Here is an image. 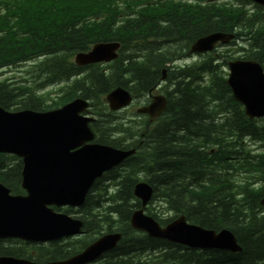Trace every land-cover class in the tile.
<instances>
[{
	"label": "trees",
	"instance_id": "obj_1",
	"mask_svg": "<svg viewBox=\"0 0 264 264\" xmlns=\"http://www.w3.org/2000/svg\"><path fill=\"white\" fill-rule=\"evenodd\" d=\"M247 4L0 0V71L29 65L26 77L0 80V107L45 112L80 97L89 101L96 118L90 125L96 142L137 149L94 182L79 209L62 210L79 215L87 233L83 240L45 245L0 241V256L59 261L81 252L102 233L120 232V242L97 264H264V215L258 214L262 208L257 205L264 189L254 186L264 176V119L248 120L233 100L223 71L232 59L228 51L190 65L177 63L197 38L232 32L235 41L230 44L239 45V58L254 60L264 69L262 9L255 6L251 11ZM108 41L121 44L117 60L106 67L74 65L76 53ZM162 70L167 107L157 123L147 128L138 122L137 129L125 120L117 123V113L108 111L104 95L122 87L135 99L146 97L161 83ZM57 85L55 92L42 91ZM133 136L135 141L123 144V138ZM246 139L258 143L263 153L252 154L241 143ZM233 171L244 174L245 184L231 183ZM140 172L152 187V201L158 199L167 212L183 214L202 228L229 230L241 252L190 249L131 229L130 216L139 208L133 187ZM0 183L12 195L23 193L20 159L0 154ZM151 210L145 209L160 225L173 219L159 218Z\"/></svg>",
	"mask_w": 264,
	"mask_h": 264
},
{
	"label": "water",
	"instance_id": "obj_2",
	"mask_svg": "<svg viewBox=\"0 0 264 264\" xmlns=\"http://www.w3.org/2000/svg\"><path fill=\"white\" fill-rule=\"evenodd\" d=\"M250 1L264 8V0ZM232 39L233 34L210 33L196 39L189 53L210 52L217 43L227 44ZM119 47L118 42L97 43L89 52L75 55L74 62L78 66L109 62L118 57ZM227 68L226 84L234 100L244 106L249 119L264 117V72L260 65L255 61L234 60L227 63ZM106 101L111 111H117L130 104L131 95L116 87L106 95ZM87 107V101L81 98L48 112H9L0 107V153L21 158V188L25 192L13 196L0 184V239L44 243L78 234L82 222L54 212L51 207L81 206L97 178L135 153L134 149L89 143L94 135L89 128L93 119L82 115ZM165 107V99L154 96L137 113L147 114L152 121ZM152 193L145 182L134 185L133 195L140 201V208L130 218L134 230L189 248L241 251L229 230L204 229L189 224L182 215L160 227L142 211ZM260 204L264 206V197ZM120 238L118 232L104 234L81 253L63 261L35 263L3 256L0 264H88L113 250Z\"/></svg>",
	"mask_w": 264,
	"mask_h": 264
},
{
	"label": "rangeland",
	"instance_id": "obj_3",
	"mask_svg": "<svg viewBox=\"0 0 264 264\" xmlns=\"http://www.w3.org/2000/svg\"><path fill=\"white\" fill-rule=\"evenodd\" d=\"M246 8L247 9H250L251 11H255V9H253V7L251 6V4L250 5H247ZM238 47H239V45H237V44H235V45H229L227 47H218L216 49V51L213 52L212 54L215 55V56H217V55L223 54L225 51H228L227 55H229L231 58H238V57H241V55H242V52L239 51V48ZM197 59H198V57H192V58H189L187 60V62L190 63V62L195 61ZM182 62H184V61H182ZM28 69H29V65H25V66H22L20 68L4 69V70L0 71V80H2L4 78H11V77L12 78L15 77V79L16 78H20V77H26L27 73L25 74V72L26 71L28 72ZM223 71L225 72V69H223ZM166 84H167V82H166ZM137 102L138 103H134L133 106L129 107L127 110L122 111L121 113H118L116 115L117 116L116 117L117 118L116 119L117 123H121V122H123L125 120V122L128 123L130 126H136L135 128L137 129V122H136V120H134L136 117H133V116H134V113H135V108L137 106H139V103L141 101L140 102L137 101ZM132 118H134V119L132 120ZM133 133H135V131ZM133 135L136 136L135 134H133ZM134 136L131 139H129V138H123V141H122L123 144L124 143H129V142H131V140H134ZM246 143L249 144V146H247V147H248L249 150L252 151V153L257 154V152H259V151H257V150H259L258 145H256L253 142H249V141H247ZM231 174H232L233 178L241 177V174H238L237 175V173H235L234 171ZM144 177H145V174L144 173H142V172L137 173V179L142 180ZM261 183H257V184H261ZM237 185H239V184H237ZM102 205H105V204H102ZM159 205H161V202L159 203L158 202V199H156V200L152 201V203L149 204L148 207L151 206L150 207L152 209L151 211L154 214L156 213L159 218L160 217L161 218H166V217L168 218V217L174 216V213L173 212H167V214L165 213L164 215H162L161 212H160L161 210H160V206ZM161 209H163V208H161ZM71 215L72 216H78V214H71ZM114 221H115V218H114ZM79 237L81 238V240H83L84 235L82 234V235H80L78 237H74L73 239L79 238ZM10 246H13V245H10Z\"/></svg>",
	"mask_w": 264,
	"mask_h": 264
},
{
	"label": "bare ground",
	"instance_id": "obj_4",
	"mask_svg": "<svg viewBox=\"0 0 264 264\" xmlns=\"http://www.w3.org/2000/svg\"><path fill=\"white\" fill-rule=\"evenodd\" d=\"M237 102V101H236ZM238 103V102H237ZM229 179H230V181H231V183L232 184H234V185H236L237 183H239V182H243L244 184H245V179H244V177H237V178H233V176H230L229 177ZM258 182L259 181H264V176H261L258 180H257ZM149 186H150V184L149 183H147ZM159 203H160V201H158ZM162 203V202H161ZM258 203H259V199L257 200V205H258ZM160 206V212H161V214L162 215H164L165 213L167 214V209H165V206L163 205V204H161V205H159ZM161 208H163V209H161ZM169 212H171V211H169ZM174 213V212H173ZM258 214H259V212H258ZM174 215H176V213H174ZM260 216L261 215H264V212L262 211V210H260V214H259ZM167 218V217H166ZM84 235V236H87V233H86V231H85V233H84V230H82L81 231V233H80V235Z\"/></svg>",
	"mask_w": 264,
	"mask_h": 264
},
{
	"label": "flooded vegetation",
	"instance_id": "obj_5",
	"mask_svg": "<svg viewBox=\"0 0 264 264\" xmlns=\"http://www.w3.org/2000/svg\"><path fill=\"white\" fill-rule=\"evenodd\" d=\"M259 214H260V212H259Z\"/></svg>",
	"mask_w": 264,
	"mask_h": 264
}]
</instances>
